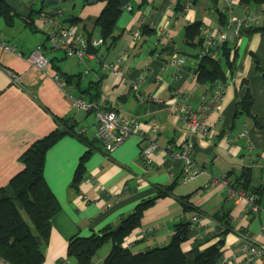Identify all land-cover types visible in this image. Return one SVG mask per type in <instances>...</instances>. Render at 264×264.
Segmentation results:
<instances>
[{
    "label": "crops",
    "instance_id": "0c3cea01",
    "mask_svg": "<svg viewBox=\"0 0 264 264\" xmlns=\"http://www.w3.org/2000/svg\"><path fill=\"white\" fill-rule=\"evenodd\" d=\"M19 1L20 7L33 12L37 11L34 6L43 10L53 7H43L41 0ZM60 3L62 13L67 8V16L74 14L83 22L74 28L82 30L84 26L92 38H100L92 19L102 10V0L84 6L79 0ZM124 5L115 24L117 41L109 46L99 45L97 52L83 61L62 53L65 61L54 63L56 58L50 52V63L44 69L28 64L26 57L30 52L37 45L46 46L47 26L41 23L39 14L33 20V28L28 26L34 38L31 44L25 45L13 33L0 35V188L22 169L19 157L32 142L57 127L64 128L55 117L67 118V125L77 111L53 81L56 72L65 76L67 90L82 94L83 99L98 82L101 94L96 102L102 108L133 116L141 123L139 135L126 139L108 156L94 136L88 137L93 141L87 144L73 134L64 135L46 152L43 175L60 209L51 219L42 264H56L66 257L71 237L116 227L121 217L155 193L156 186L174 181L172 194L157 199L146 209L140 226L125 238V246L132 252L166 244L171 226L193 217L196 210L201 214L181 244L183 251H189L197 238L213 237L222 230L209 217L221 209L230 210L233 226L224 237L223 255L238 252L240 230L264 245V15H260L264 4L194 0L186 12L182 10L184 0H125ZM219 16L225 25L232 17H255V22L250 31H243L236 40L235 73L222 87L216 109L210 98L220 89L219 84L208 86L196 81L194 69L199 49L185 44L183 32L187 23L199 21L201 35L207 39L222 27ZM15 19L11 27L15 26ZM1 42L22 56L4 50ZM181 58L185 60L183 64L178 62ZM247 93L252 99L251 116L238 110L240 99ZM203 96L209 100L205 118L210 133L188 134L187 123L175 106L184 102L196 107ZM85 118L71 127L75 131L86 128V132L95 127L94 114L92 119ZM242 131L246 133L244 138L237 136ZM150 144L155 148L147 161L141 150ZM184 147L194 162L205 169L186 183L181 181L186 165L171 156ZM89 149L84 176L73 184L79 160ZM247 166L253 168V186L261 187L258 212L246 209L244 199L230 195L227 185L214 181L225 174L234 178ZM184 196L189 197L196 210L183 211L178 198ZM142 230L151 231L143 234ZM216 240L217 237L212 238L203 247Z\"/></svg>",
    "mask_w": 264,
    "mask_h": 264
},
{
    "label": "trees",
    "instance_id": "16d2710c",
    "mask_svg": "<svg viewBox=\"0 0 264 264\" xmlns=\"http://www.w3.org/2000/svg\"><path fill=\"white\" fill-rule=\"evenodd\" d=\"M41 1L43 2V0ZM79 1L83 6L88 3V0ZM102 1L104 6L100 13L92 19V25L99 29V39L102 40V45L109 46L117 41L118 35L115 32V24L124 9L125 0ZM210 1L215 3L216 0ZM239 3L262 5L264 0H239ZM56 7L60 9L59 6L56 5ZM31 12L32 14L28 18H22V20L25 25L33 28L34 16L42 14L44 10L39 6L38 10L34 11V15L33 10ZM61 17L62 15L58 17L59 21L71 27L78 26L82 22L74 14L68 15L62 20ZM0 18L8 26L13 24L15 18L21 19L14 10L1 1ZM219 19L220 26H225L226 22L221 19V16ZM81 29L83 31H80L86 34L88 40L92 39L91 33L84 29V26ZM248 30L250 31V29ZM183 35L188 47L199 49V53L196 55L199 60L194 69L196 81L201 85L208 86L219 84L218 88H222L229 77L235 73L236 40L238 38L226 39L218 47L209 46V49L202 53L204 37L201 35V22L187 23ZM97 50L98 47H90L88 52L95 54ZM215 50L216 57H212L211 52ZM63 79L66 81L65 76ZM92 89V91L87 92L89 97L86 96V98L87 101L96 102L101 94L99 83L96 82ZM78 96L84 98L80 93ZM251 104V96L247 93L239 101V112L244 111L251 116ZM66 120L67 118L55 117L56 123L63 125L64 128L57 127L47 135L32 142L19 157L22 169L13 175L4 187L0 188V258L7 264H42L44 262L45 247L51 230V219L60 209L43 175L46 152L66 134H73L87 144L93 141L88 138L86 131L78 134L74 127H67ZM90 150L80 158L73 177V184L82 180L84 163L87 155L91 152ZM252 170L253 168L250 166L243 167L234 178L230 179L229 186L239 192L257 194L259 198L261 187L253 186ZM174 186L175 181L168 185L156 186L152 196L141 200L133 212L120 218L118 225L121 227L115 233L111 232L115 227H105L100 232L88 236L75 235L71 237L66 252L69 264L70 261H73L74 264H94L97 252L108 242L110 243V250L100 264H220L223 256L224 237L233 229L230 221V210L221 209L209 215L213 221L220 224L222 230L213 237L197 238L190 250L186 252L182 250L181 244L188 238V233L195 221L193 217L201 214L190 205L188 196L179 197V202L184 212L196 210V215L173 224L171 235L166 244L148 247L139 252H132L130 248L125 246V238L140 226L145 210L152 206L157 199L171 195ZM106 232L108 233L105 234ZM215 237H217L215 242L203 247L205 243L210 242Z\"/></svg>",
    "mask_w": 264,
    "mask_h": 264
},
{
    "label": "built area",
    "instance_id": "2783aa9c",
    "mask_svg": "<svg viewBox=\"0 0 264 264\" xmlns=\"http://www.w3.org/2000/svg\"><path fill=\"white\" fill-rule=\"evenodd\" d=\"M194 0H184V6L182 10L184 12L192 8ZM126 9H130L129 6ZM62 15L61 9L56 6L49 7L40 14V21L47 26V41L49 46H43V44L37 45L30 54L26 57V61L32 67L38 69H44L50 63L49 57L46 56L43 50L50 52L61 51L65 57H75L79 61H83L85 58L92 55L88 52L90 47H98L102 45L101 39L88 40L85 33L77 28L67 26L59 21ZM264 15V11L260 13ZM255 22V17H232L229 23L225 26L219 27L217 33L204 39L203 52L209 49V46L218 47L226 39H237L240 37L243 31L250 29ZM2 47L6 51L13 52L17 56L22 54L14 50L8 44L1 42ZM212 57H216V50L211 52ZM180 64L185 62L184 58L179 59ZM53 81L59 86L62 94L69 101L71 106L76 110H82L86 113H94L95 127L94 137L98 141L100 147L104 151L105 155H110L121 143L126 139L139 135L141 129V123L133 116H123L113 110L102 108L97 102L87 101L79 96L74 95L67 90L64 79L56 72L53 74ZM232 78V77H229ZM222 88L214 92L211 96L210 102H215L221 95ZM145 99V97H142ZM208 99L203 96L201 102L196 107H192L184 102L177 104L176 111L187 123L188 134H201L209 135L210 127L206 122L205 111L208 107L206 101ZM209 101V100H208ZM215 108L219 109V103L215 102ZM86 131V128H79L75 132L80 134ZM240 138L246 136L245 131L240 132L238 135ZM155 145L150 144L141 150V156L149 161V156ZM172 158L180 160L185 164L187 171L182 174L181 181H191L204 173V168L194 162L189 155V149L184 147L180 151L171 153ZM214 181H220L228 186V193L236 198H245V208L251 212H256L259 207L255 204V196L253 194H245L239 192L229 186L230 179L223 175L220 178L214 179ZM197 217H193L196 220ZM151 230H142L143 234H147ZM240 245L237 253L230 255H223L220 264H264V245H259L254 242L244 232L239 233ZM0 261L4 262L1 258ZM6 263V262H4ZM7 264V263H6ZM56 264H69L66 257H62L57 260Z\"/></svg>",
    "mask_w": 264,
    "mask_h": 264
},
{
    "label": "rangeland",
    "instance_id": "374dc122",
    "mask_svg": "<svg viewBox=\"0 0 264 264\" xmlns=\"http://www.w3.org/2000/svg\"><path fill=\"white\" fill-rule=\"evenodd\" d=\"M62 5L63 3H60L58 4L57 6H60L61 9H62ZM34 9L38 10V6H34ZM35 14V13H34ZM33 14V15H34ZM63 14H64V17L67 16L68 14V10L67 8H64V11H63ZM35 17L34 16V20H35ZM3 32H9V33H13L16 37V39H19L20 41H22L23 43H25V45H29L31 44L32 42H34V38L32 37V32L30 30V28L26 25H24V21L21 20V19H15V26L11 27V26H7L4 21L2 20V18H0V35L3 34ZM12 43H14L12 40H8ZM45 44L46 46H49V42L46 40L45 41ZM48 53H45L47 57L50 58L51 54H50V51L47 50ZM54 54H52V57L56 58L54 63H62L65 61L66 58H61V55L62 52L61 51H54L53 52ZM58 60V61H57ZM77 93V92H76ZM74 93V94H76ZM78 94V93H77ZM93 112H91L86 118H89V119H92L93 118ZM84 121V120H83ZM110 250V243H106L96 254L95 258H94V264H100L101 263V259H103V255L107 254ZM103 257V258H102ZM101 260V261H100ZM0 264H6L2 261H0ZM70 264H74L73 261L70 262Z\"/></svg>",
    "mask_w": 264,
    "mask_h": 264
},
{
    "label": "water",
    "instance_id": "95a60500",
    "mask_svg": "<svg viewBox=\"0 0 264 264\" xmlns=\"http://www.w3.org/2000/svg\"><path fill=\"white\" fill-rule=\"evenodd\" d=\"M3 2L5 5H7L10 9L14 10L16 15L22 18H28L31 15V10L29 9H24V7H20V1L19 0H0ZM68 0H44L43 1V7H49V6H56L60 2H64ZM99 0H88V3H94ZM87 116V113L82 110H77L71 118L68 120L67 126L71 127L74 126L76 123H80L84 120V118ZM87 136L88 137H93L94 136V127H91L90 129L87 130ZM121 225H117L114 229L111 230V232L115 233L119 230ZM106 232L105 234H107Z\"/></svg>",
    "mask_w": 264,
    "mask_h": 264
},
{
    "label": "bare ground",
    "instance_id": "6f19581e",
    "mask_svg": "<svg viewBox=\"0 0 264 264\" xmlns=\"http://www.w3.org/2000/svg\"><path fill=\"white\" fill-rule=\"evenodd\" d=\"M225 176L226 177H228L229 178V176L227 175V174H225ZM189 182V181H188ZM186 183V182H185ZM243 193H245V192H243ZM245 194H253L254 196H255V204L259 207V210H260V205H259V203H258V195L257 194H254V193H245ZM240 199H244L245 200V198L244 197H240ZM245 203H246V201H245ZM258 210V211H259ZM258 211H256V212H258Z\"/></svg>",
    "mask_w": 264,
    "mask_h": 264
}]
</instances>
